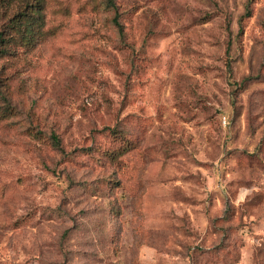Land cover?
<instances>
[{"label":"rangeland","instance_id":"1","mask_svg":"<svg viewBox=\"0 0 264 264\" xmlns=\"http://www.w3.org/2000/svg\"><path fill=\"white\" fill-rule=\"evenodd\" d=\"M30 1L0 0V264H264V0H42L20 44Z\"/></svg>","mask_w":264,"mask_h":264},{"label":"trees","instance_id":"2","mask_svg":"<svg viewBox=\"0 0 264 264\" xmlns=\"http://www.w3.org/2000/svg\"><path fill=\"white\" fill-rule=\"evenodd\" d=\"M105 4L112 9H115V5L112 0H104ZM42 0H31L30 3L27 5V12L20 14V16H23V20L18 18L12 19V24L10 25V28L13 30L15 35L13 36L15 39L20 41V44H25L30 42V17L34 16L35 21H41L40 17V11L42 10L41 7ZM112 21L118 29L120 30V26L116 20V16H113ZM9 33H5L4 29H0V56L6 55L10 53L12 50L9 42L11 39V36L8 35ZM51 137L53 139V142L57 145V140L54 134H51Z\"/></svg>","mask_w":264,"mask_h":264}]
</instances>
